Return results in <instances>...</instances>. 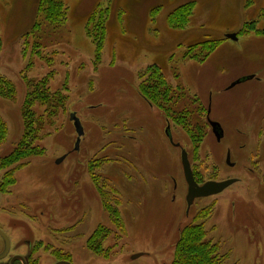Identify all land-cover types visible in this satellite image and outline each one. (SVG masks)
<instances>
[{
  "label": "rangeland",
  "instance_id": "obj_1",
  "mask_svg": "<svg viewBox=\"0 0 264 264\" xmlns=\"http://www.w3.org/2000/svg\"><path fill=\"white\" fill-rule=\"evenodd\" d=\"M62 1L65 22L44 24L32 35L38 0H0V87L9 81L15 89L13 100L0 96V122L7 128L0 143V203H30L34 212H45L43 233L68 230L75 204L94 203L96 226L111 232L107 246L128 252L155 246L159 236L158 248L170 247L167 232L205 219L197 231L219 232L246 264H264V34L258 31L264 29V0ZM185 4L186 23L169 28L168 14ZM39 42L43 48L33 53ZM207 42L217 43L215 50L204 61L190 59ZM150 71H159L180 98L167 108L199 109L204 137L198 144L142 96L139 87ZM45 78L49 93L64 101L50 111L31 106L42 130L32 136L27 155L2 164L24 132L29 81ZM207 111L226 129L223 143L206 128ZM237 122H256L263 130L253 175L225 164L226 149L232 162L238 158ZM182 151L199 184L239 182L196 200L186 214Z\"/></svg>",
  "mask_w": 264,
  "mask_h": 264
},
{
  "label": "flooded vegetation",
  "instance_id": "obj_2",
  "mask_svg": "<svg viewBox=\"0 0 264 264\" xmlns=\"http://www.w3.org/2000/svg\"><path fill=\"white\" fill-rule=\"evenodd\" d=\"M259 81L258 78L255 83ZM208 113V111L205 113L206 128L217 143H223L227 134L226 129L216 120H210ZM166 121L169 126L172 124ZM210 121L220 126L222 136L219 141L213 133ZM255 125L256 122L250 127L237 122L234 126L235 150L238 158L232 162L231 152L226 149L225 164L230 169L239 165V168L248 174L256 173L260 154L257 152V133L260 134L263 130L258 131ZM9 148L7 147L6 150ZM227 156H229V164H227ZM236 180L238 183L239 179ZM196 183L199 186L204 184H199L197 181ZM1 190L2 179L0 177V195ZM63 207L59 206L61 209ZM108 207L110 208L106 205V208ZM191 207L189 210L186 209V214L190 212ZM32 208L33 204L30 203H0V264H246L245 257L238 253L236 248L231 247L221 233L215 231L182 232L184 227L189 228V226H199V229L202 227L204 229L205 219L192 220L185 226L178 227L177 232H167V238L171 237L170 247L158 248V241L161 238L159 236L155 246L128 252L107 246L111 232L107 228L96 226L94 213L97 205L94 203L75 204V222L68 230H50L45 233L40 231L43 229L40 226V219L42 215L47 214L34 212ZM112 211L115 212V210ZM48 219L53 224V216ZM52 229L55 228L52 227ZM74 240L76 246L72 247L71 243Z\"/></svg>",
  "mask_w": 264,
  "mask_h": 264
},
{
  "label": "trees",
  "instance_id": "obj_3",
  "mask_svg": "<svg viewBox=\"0 0 264 264\" xmlns=\"http://www.w3.org/2000/svg\"><path fill=\"white\" fill-rule=\"evenodd\" d=\"M189 7L187 4L180 6L170 12L167 16V24L169 28H181L186 23L187 14ZM39 19V21H38ZM66 19V8L62 0H38L37 3V17L35 19V24H33L31 30L29 31L32 35L37 34L44 24L50 25L51 27H59L65 22ZM91 19V18H90ZM95 27V26H94ZM96 28L99 29V21H97ZM261 34H264V29L258 30ZM101 34L98 33L97 40L95 39L96 56L98 57V52L101 51ZM217 43L207 42L201 47L203 48L202 53L195 54L190 57V59L199 58L200 61H204L216 48ZM194 46L189 47L187 50L191 51ZM40 48H43L41 42L33 44V53L40 52ZM1 50V41H0ZM37 54V53H36ZM156 69L157 68H151ZM144 82H142L141 92L142 96L147 100L149 104H154L164 115L165 119L176 126H181L185 132L190 135L192 142L196 145L198 144L204 134H202V123L200 120L199 109L193 111H188L186 108L182 112H173L172 108H167L166 105H174L179 101L173 89H170L167 82L163 79L162 74L159 71H150L145 74ZM144 86V87H143ZM143 87V88H142ZM13 84L9 81L5 86L0 87V96L7 99L13 100L14 96ZM27 101L25 102L26 108L23 111V123L24 132L21 139L18 142L10 156L4 158L2 164L10 163V159L18 158L19 156L27 155L29 146L31 145L33 139L32 136L37 135V132L42 130V124H39L36 115L31 112V106L35 103L44 105L47 111L54 107V104H61L64 98H60L56 94H50L47 87V80L42 79L40 81L30 82L29 81V93ZM27 96V94H26ZM168 105V106H169ZM29 108V111L28 109ZM170 113V114H169ZM7 135V128L3 122H0V143L4 141ZM36 137L34 138V140ZM34 154V152H31ZM197 228L195 231H197ZM189 229H182V232H187ZM193 231V230H192Z\"/></svg>",
  "mask_w": 264,
  "mask_h": 264
},
{
  "label": "water",
  "instance_id": "obj_4",
  "mask_svg": "<svg viewBox=\"0 0 264 264\" xmlns=\"http://www.w3.org/2000/svg\"><path fill=\"white\" fill-rule=\"evenodd\" d=\"M227 39L231 41H236L237 36L236 35H227ZM71 120L75 122L78 128V135L80 136L82 131L80 129V125L78 120L75 118L74 115L71 116ZM210 126L213 129V133L216 136L217 140L219 141L222 136V132L220 129V126L215 122H209ZM178 147V146H176ZM229 156H227V164H229ZM181 164H182V170L184 174V179L187 185V196H186V205L187 210L192 206L194 200L196 199H202V198H208L211 196H215L218 194H221L224 190L232 186L237 182L236 179H230L222 182H206L202 186L197 185L194 175L191 170V166L188 160V155L185 151L181 152ZM232 166V165H229Z\"/></svg>",
  "mask_w": 264,
  "mask_h": 264
}]
</instances>
